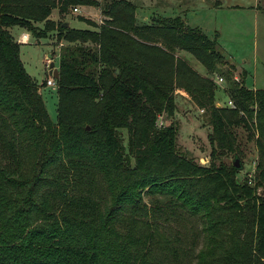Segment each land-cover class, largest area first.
I'll use <instances>...</instances> for the list:
<instances>
[{
    "label": "trees",
    "instance_id": "16d2710c",
    "mask_svg": "<svg viewBox=\"0 0 264 264\" xmlns=\"http://www.w3.org/2000/svg\"><path fill=\"white\" fill-rule=\"evenodd\" d=\"M75 5L98 8L102 23L50 18ZM136 9L0 0V264H264V89L236 80L215 39L183 16L138 23ZM12 27L66 42L55 121L39 90L46 79L26 71ZM213 74L235 108L216 104ZM177 90L211 127L208 164L177 146ZM237 127L256 148L241 178Z\"/></svg>",
    "mask_w": 264,
    "mask_h": 264
},
{
    "label": "rangeland",
    "instance_id": "374dc122",
    "mask_svg": "<svg viewBox=\"0 0 264 264\" xmlns=\"http://www.w3.org/2000/svg\"><path fill=\"white\" fill-rule=\"evenodd\" d=\"M218 1L200 0L194 2L192 6L181 13L188 17L189 25L199 26L210 39H215L216 48L232 65L234 75L244 78L246 87L252 88L255 84L264 88V12L256 7V4H259V8H264V0ZM216 2L217 4H215ZM88 10L92 14L87 18L93 19L92 21L98 24L97 10L88 5H82L77 13H73L72 8H70L61 19L65 18L71 28H92L85 19L80 18L87 16ZM162 14L181 15L179 10L176 12L166 11ZM53 17L60 19L56 11ZM21 31L20 28L13 30L15 39L20 43V58L28 74L40 85L48 76L47 65L50 64L51 60L54 63V68H58L59 46L55 43L54 36L36 38L29 32V41H20ZM59 43L66 44L65 40H60ZM48 54H51L52 58ZM177 55L182 56L198 73L208 75L205 67L190 53L178 51ZM209 76L216 77L215 74ZM225 86H228V82H225L224 78L221 87L225 88ZM39 90L50 118L55 121L57 109L56 82L54 87L43 85ZM175 98L177 109L174 120L178 124L177 146L181 152L193 157L197 162L208 164L211 147L207 136L211 127L206 120L205 113L185 93L177 90ZM227 98L219 86L216 102L224 104ZM158 120L161 121L162 117ZM235 130L243 152L241 158H236L240 167L238 177L250 176L255 167L256 148L253 140L249 138L248 129L237 127ZM121 135L123 143L126 144V130L122 129ZM224 157L226 160H234L232 154H227Z\"/></svg>",
    "mask_w": 264,
    "mask_h": 264
},
{
    "label": "crops",
    "instance_id": "0c3cea01",
    "mask_svg": "<svg viewBox=\"0 0 264 264\" xmlns=\"http://www.w3.org/2000/svg\"><path fill=\"white\" fill-rule=\"evenodd\" d=\"M130 1H132L136 5V8H137L136 9V18H137V22L138 23H148V22L151 21L152 18L157 17V16H171V15H164L162 13L166 12V11L167 12H169V11L176 12L177 10H179L181 16H183L186 19V21L188 22V24H189L188 17L185 14L181 13V12L186 11L188 9V7H190V6H192L194 4V2H197V1H200V0H130ZM218 3H219V1H218ZM215 4H217V2ZM81 6L82 5L79 6L80 9H81ZM258 6H259V4H256L257 9L264 12V8L261 9ZM94 8L98 12V15H97L98 20L101 19L102 17H101V14H100V10L98 8H96V7H94ZM55 11H56V14H58L57 10L54 9L52 14H51V16H50V18L52 20H54V21H58V19H55L53 17V14H54ZM91 14H92V12L90 10H88L87 16H85L83 18L90 19V18H87V17L91 16ZM140 15H141V18H140ZM58 16H59V14H58ZM59 17H60L59 20H61V16H59ZM98 23H99V21H98ZM19 28L20 27H12L10 29L12 35H13V30L14 29H19ZM20 29L22 30L20 32V34L23 33V32H26L25 29H23V28H20ZM235 76L238 77L237 75H235ZM252 88L253 89H257V88H261V87H258V86H256L254 84ZM262 89H264V88H262ZM219 103L221 104L222 102H219ZM216 104L219 106L218 102H216Z\"/></svg>",
    "mask_w": 264,
    "mask_h": 264
},
{
    "label": "built area",
    "instance_id": "2783aa9c",
    "mask_svg": "<svg viewBox=\"0 0 264 264\" xmlns=\"http://www.w3.org/2000/svg\"><path fill=\"white\" fill-rule=\"evenodd\" d=\"M72 11L74 13H77V12L80 11V7L78 5H75V6L72 7ZM98 21H99V23H102L101 19H99ZM29 37L30 36H29L28 32H23V33L20 34L19 39H20V41L27 42V41H29ZM61 45L62 44H60V43L58 44L59 47ZM47 67H48V76H47V78L45 80V85L50 86V87H54L55 86V78L52 76V73L50 71L49 65H47ZM234 78L236 80H238V77L235 76ZM223 81H224L223 77H221L219 75H216V77L214 78L215 84L218 86V88L220 86L221 89H224V87H221V84L223 83ZM218 104L220 105V103H218ZM223 105H225V106H227L229 108H235V103L229 98H227L226 103L224 102ZM201 111H203V110L201 109ZM240 113H241V115L243 114V112H240ZM158 123L161 124V121H158Z\"/></svg>",
    "mask_w": 264,
    "mask_h": 264
},
{
    "label": "water",
    "instance_id": "95a60500",
    "mask_svg": "<svg viewBox=\"0 0 264 264\" xmlns=\"http://www.w3.org/2000/svg\"><path fill=\"white\" fill-rule=\"evenodd\" d=\"M64 26H68V23L66 22V23H64ZM48 56L50 57V58H52V56H51V54H48ZM49 68H50V71H51V73H52V76L56 79V78H58V76H59V73H58V68H54V63H53V61L51 60V62H50V64H49ZM118 72V70H116V73ZM234 164L237 166V167H239V163H238V160L235 158V160H234Z\"/></svg>",
    "mask_w": 264,
    "mask_h": 264
}]
</instances>
